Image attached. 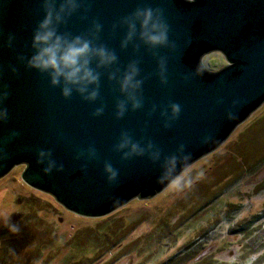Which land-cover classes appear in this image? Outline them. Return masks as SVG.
Here are the masks:
<instances>
[{
  "label": "water",
  "instance_id": "obj_1",
  "mask_svg": "<svg viewBox=\"0 0 264 264\" xmlns=\"http://www.w3.org/2000/svg\"><path fill=\"white\" fill-rule=\"evenodd\" d=\"M86 3L87 10L79 9L58 30L91 38L93 22L102 25L93 42L115 52L117 62L97 69L94 102L75 91L65 99L47 74L26 69L34 53L32 33L44 15L42 0H0V86L9 93L3 105L7 118L0 121V179L25 165L26 184L78 215L99 218L162 192L264 103V0ZM141 6L161 10L169 27L167 45L151 48L134 38L121 47L127 29L119 20ZM213 52L227 61L220 70L204 65ZM133 61L143 81V104L135 111L129 105L117 120L116 103L124 99L118 81ZM173 103L181 108L175 118ZM101 105L103 113L93 116ZM121 132L144 149L142 155L124 158L128 149L116 148ZM41 151L50 156L40 161ZM105 164L117 171L115 180H108Z\"/></svg>",
  "mask_w": 264,
  "mask_h": 264
},
{
  "label": "rangeland",
  "instance_id": "obj_2",
  "mask_svg": "<svg viewBox=\"0 0 264 264\" xmlns=\"http://www.w3.org/2000/svg\"><path fill=\"white\" fill-rule=\"evenodd\" d=\"M226 64L204 58L212 71ZM24 169L0 179V264H247L264 251V103L162 192L103 217L66 209Z\"/></svg>",
  "mask_w": 264,
  "mask_h": 264
},
{
  "label": "clouds",
  "instance_id": "obj_3",
  "mask_svg": "<svg viewBox=\"0 0 264 264\" xmlns=\"http://www.w3.org/2000/svg\"><path fill=\"white\" fill-rule=\"evenodd\" d=\"M44 10L43 19L39 21L32 33L33 55L27 60L26 69L36 70L45 73L49 77V84L55 88L61 86V95L68 99L73 91L87 102H94L99 96L100 72L97 69L107 68L117 62L115 52L103 44H94L98 39V33L102 25L93 22L94 31L90 32L91 38L84 35L71 36L69 33H61L58 27L66 23L79 9L87 10L89 4L86 0H42L40 5ZM119 24L126 26V35L121 42L124 48L134 38H138L145 45L156 48L168 44L169 27L160 9L149 6L135 8L129 15L122 17ZM115 28L116 25L113 24ZM12 37L9 36L7 47L11 45ZM23 61V57H19ZM95 62V67H93ZM161 71L163 63L161 62ZM15 73L16 69H12ZM139 68L135 61L128 64L124 73L120 77L119 90L124 95L123 100L116 103L115 118L121 119L130 105L133 111L142 107L141 87L143 81L138 79ZM114 76H109L113 79ZM163 82V81H162ZM7 86H0V121L6 120L7 108L3 107L8 97ZM173 118L177 117L181 111L179 104H171ZM104 111L103 105L96 108L93 116H100ZM151 144L148 145L150 149ZM117 150L128 149L124 153V158L130 155H142L144 149L131 140L126 132H121L120 142L116 145ZM94 155V151L92 152ZM50 153L43 151L38 153L40 161H43ZM52 162L45 172L51 170ZM105 172L108 180L113 181L117 176V171L110 164H105ZM10 231L18 232L15 226H10ZM264 255V251L252 255L247 264H255L259 256Z\"/></svg>",
  "mask_w": 264,
  "mask_h": 264
},
{
  "label": "trees",
  "instance_id": "obj_4",
  "mask_svg": "<svg viewBox=\"0 0 264 264\" xmlns=\"http://www.w3.org/2000/svg\"><path fill=\"white\" fill-rule=\"evenodd\" d=\"M254 172H256V170H252L250 173H254ZM231 186V185H230ZM230 186H228V188L230 187ZM228 188H227V190H228ZM208 204H209V202H208ZM198 243H199V241L198 240H196L195 242H193L191 245H189V246H191V248L192 247H194V246H197L198 245ZM186 249V248H185ZM200 253V252H199ZM199 253L196 255V256H194V258L195 257H198L199 256ZM185 257V256H184ZM193 258V257H192ZM173 259V257L171 258V260ZM190 259V258H189ZM171 261L170 260H168V263H166V264H173V263H170ZM174 264H176V263H174Z\"/></svg>",
  "mask_w": 264,
  "mask_h": 264
}]
</instances>
